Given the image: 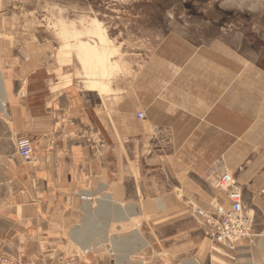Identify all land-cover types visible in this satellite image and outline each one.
<instances>
[{
	"label": "crops",
	"instance_id": "obj_1",
	"mask_svg": "<svg viewBox=\"0 0 264 264\" xmlns=\"http://www.w3.org/2000/svg\"><path fill=\"white\" fill-rule=\"evenodd\" d=\"M216 53L168 67L162 86L81 81L39 59L5 66L0 140L14 149L0 160V264H146L135 255L149 247L166 264H264V70ZM23 137L31 162L15 152ZM224 171L251 237L217 260L195 209L230 204Z\"/></svg>",
	"mask_w": 264,
	"mask_h": 264
},
{
	"label": "rangeland",
	"instance_id": "obj_2",
	"mask_svg": "<svg viewBox=\"0 0 264 264\" xmlns=\"http://www.w3.org/2000/svg\"><path fill=\"white\" fill-rule=\"evenodd\" d=\"M227 50L235 52L237 65L264 70V0H0V72L39 59L70 65L81 81L127 84L155 76L162 86L168 67ZM13 149L12 138L3 136L0 160L10 159ZM3 176L0 167V181ZM6 193L0 183V198ZM140 225L143 239L152 241ZM202 232L210 245L206 227ZM209 249L217 260L231 255L216 244ZM159 253L149 247L135 257L166 264Z\"/></svg>",
	"mask_w": 264,
	"mask_h": 264
},
{
	"label": "built area",
	"instance_id": "obj_3",
	"mask_svg": "<svg viewBox=\"0 0 264 264\" xmlns=\"http://www.w3.org/2000/svg\"><path fill=\"white\" fill-rule=\"evenodd\" d=\"M144 118V114H139ZM17 154L26 162L35 159V148L31 139L23 137L16 144ZM217 188L225 192L230 204L218 205L212 212L201 208L195 209V214L205 222L206 234L213 244L222 249L234 253L240 244L251 237V222L249 216L244 213L243 194L235 186L233 176L224 171L216 177ZM57 264H79L75 259H62Z\"/></svg>",
	"mask_w": 264,
	"mask_h": 264
}]
</instances>
